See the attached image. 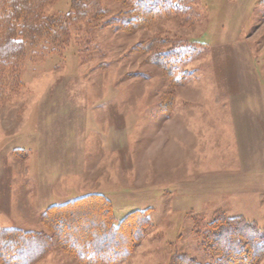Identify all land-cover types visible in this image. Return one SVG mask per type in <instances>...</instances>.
<instances>
[{"label":"rangeland","instance_id":"obj_1","mask_svg":"<svg viewBox=\"0 0 264 264\" xmlns=\"http://www.w3.org/2000/svg\"><path fill=\"white\" fill-rule=\"evenodd\" d=\"M263 2L195 0L129 32L100 27L127 9L105 0L109 15L72 28L64 51L30 47L22 87L0 99V228L47 234L51 207L92 194L117 224L150 210L147 237L120 264L211 262L201 244L218 213L264 229ZM152 41L196 48L184 84L149 62ZM37 264L82 263L54 249Z\"/></svg>","mask_w":264,"mask_h":264},{"label":"trees","instance_id":"obj_2","mask_svg":"<svg viewBox=\"0 0 264 264\" xmlns=\"http://www.w3.org/2000/svg\"><path fill=\"white\" fill-rule=\"evenodd\" d=\"M104 1L71 0L68 14L52 16L48 8L57 0H0V99L8 89L22 87L21 72L30 47H39L44 54L64 51L72 28L86 22L92 26L109 15ZM119 1L127 9L100 27L117 22L118 30L148 29L162 17L189 13L195 0ZM143 49L150 54L149 62L163 70L173 85L186 82L184 68L196 56L193 45L166 48L152 41ZM42 221L47 234L0 228V264H37L54 249L75 256L82 264H120L132 257L151 227L150 210L132 212L117 224L112 202L100 194L53 206ZM201 246L211 262L177 254L169 264H260L264 229L244 218L218 213Z\"/></svg>","mask_w":264,"mask_h":264},{"label":"crops","instance_id":"obj_3","mask_svg":"<svg viewBox=\"0 0 264 264\" xmlns=\"http://www.w3.org/2000/svg\"><path fill=\"white\" fill-rule=\"evenodd\" d=\"M167 158V157H166Z\"/></svg>","mask_w":264,"mask_h":264}]
</instances>
